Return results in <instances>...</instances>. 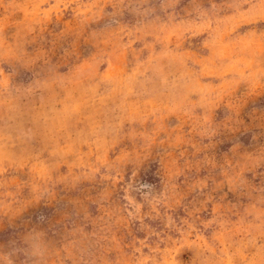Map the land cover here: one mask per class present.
<instances>
[{
    "label": "rangeland",
    "instance_id": "obj_1",
    "mask_svg": "<svg viewBox=\"0 0 264 264\" xmlns=\"http://www.w3.org/2000/svg\"><path fill=\"white\" fill-rule=\"evenodd\" d=\"M0 264H264V0H0Z\"/></svg>",
    "mask_w": 264,
    "mask_h": 264
}]
</instances>
